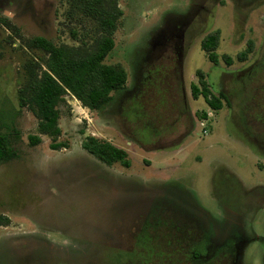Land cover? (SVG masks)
<instances>
[{
	"label": "rangeland",
	"instance_id": "rangeland-1",
	"mask_svg": "<svg viewBox=\"0 0 264 264\" xmlns=\"http://www.w3.org/2000/svg\"><path fill=\"white\" fill-rule=\"evenodd\" d=\"M118 3L123 16L105 63L125 68L126 88L114 92L101 111L65 95L59 141L70 147L54 150L45 135L30 144L38 118L19 106L29 70L45 69L48 59L27 43L44 37L57 46H89L98 36L97 24L76 9L75 0H0V132L11 125L19 132L12 140L18 159L0 166V215L9 218L0 225V264H104L103 253L114 257L128 247L123 235L133 236L127 227L156 224L160 207L173 204L174 195L209 216V222L205 214L206 222L188 218L213 233L199 260L204 263L223 247L228 185L238 183L240 188H232L241 196L264 186V158L251 130L257 111L264 114V0ZM170 30L174 34L165 35ZM217 30L220 63L214 64L201 43ZM249 41L254 51L240 62L237 55ZM224 55L234 59L231 66ZM198 71L213 95H225L219 111L203 97H192ZM87 135L128 151L131 167H108L90 155L82 148ZM246 227L248 234L263 233L253 217ZM258 244L245 250V264H263ZM219 254L215 262L223 264V250Z\"/></svg>",
	"mask_w": 264,
	"mask_h": 264
},
{
	"label": "trees",
	"instance_id": "trees-1",
	"mask_svg": "<svg viewBox=\"0 0 264 264\" xmlns=\"http://www.w3.org/2000/svg\"><path fill=\"white\" fill-rule=\"evenodd\" d=\"M75 2L76 9L97 24L98 36L93 44L78 47L65 44L57 46L44 37H35L27 43L31 48L44 50L48 54L45 69L40 67L38 72L29 70L27 84L18 91L20 108H29L38 118V135L32 134L28 137L32 146L41 143V135H45L51 139L50 147L54 150L70 147L68 141H59L62 135L59 126V105L64 102L65 95L70 94L75 97L89 110L101 111L113 100V93L124 90L127 85L128 75L125 68L119 64L105 63L115 47L114 33L123 16L118 0H75ZM8 26L11 27V24ZM219 43V30L205 36L201 43L202 50L214 64L220 63V57L216 52ZM253 51V41H249L247 48L237 55V60L245 62ZM223 60L228 66L234 62V59L228 55H224ZM198 75L200 84L191 85L192 97L195 100L203 97L210 109L219 111L224 106L222 98L226 99L225 95L221 94L220 97L213 95L203 73L198 71ZM7 128L8 132H0V166L18 159V151L12 140L19 139V132L14 125ZM82 148L109 167L115 165L127 169L131 167L128 151L108 140L87 135L82 142ZM167 205L169 207H160L156 224L137 221L132 227L126 228V232L133 238L123 235V238L126 236L128 239L125 241L128 247L125 251L114 252L124 254L118 256L114 254L112 257L109 253H103L104 257L100 262L216 264V257H219L218 254L222 250L224 251L223 247L216 251L214 255L216 257L204 263L199 262L213 234L212 231L209 229L206 231L204 227L189 222L190 211L175 201ZM173 209H177L179 216ZM163 212L171 213L172 218L162 217ZM8 223L9 218L0 215V225L5 226Z\"/></svg>",
	"mask_w": 264,
	"mask_h": 264
},
{
	"label": "flooded vegetation",
	"instance_id": "flooded-vegetation-1",
	"mask_svg": "<svg viewBox=\"0 0 264 264\" xmlns=\"http://www.w3.org/2000/svg\"><path fill=\"white\" fill-rule=\"evenodd\" d=\"M206 3H208V1H206ZM171 34H174V30L165 33V35ZM161 38L157 44L163 42ZM178 49L179 48H176L177 51ZM257 115L258 119L257 121L254 120L251 130H253L252 134L256 149L258 148L261 152L259 156L264 158V114H261L259 109ZM232 187L236 190L239 185L238 183L228 185L226 195L223 197V264H245L247 257L245 250L249 244L259 243L258 245L260 247L263 245L264 249V186L258 185L251 190H246L247 195L245 196H241L240 193L237 194L234 192ZM174 197L173 201L188 209L190 215L198 217L199 220L202 219V221L206 222L202 216L205 214L206 219H208L209 216L200 210L199 205L188 203L186 200L176 195H174ZM249 217H253V221L255 222L258 220L261 221L263 226L262 234L255 231L251 234L247 233L246 221ZM262 260L264 264V253L262 255Z\"/></svg>",
	"mask_w": 264,
	"mask_h": 264
}]
</instances>
